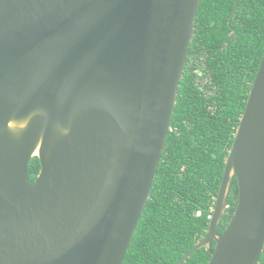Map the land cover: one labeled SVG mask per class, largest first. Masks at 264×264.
<instances>
[{
  "label": "water",
  "instance_id": "1",
  "mask_svg": "<svg viewBox=\"0 0 264 264\" xmlns=\"http://www.w3.org/2000/svg\"><path fill=\"white\" fill-rule=\"evenodd\" d=\"M200 3L0 0V264L124 263ZM235 177L238 203L220 232ZM202 247L208 264H258L264 251V54L206 233L176 264Z\"/></svg>",
  "mask_w": 264,
  "mask_h": 264
},
{
  "label": "trees",
  "instance_id": "2",
  "mask_svg": "<svg viewBox=\"0 0 264 264\" xmlns=\"http://www.w3.org/2000/svg\"><path fill=\"white\" fill-rule=\"evenodd\" d=\"M190 52L152 193L123 264H176L205 235L264 54V0H201ZM40 168L38 157L30 160L32 181ZM238 195L235 177L218 231L227 227ZM210 258L202 247L183 264Z\"/></svg>",
  "mask_w": 264,
  "mask_h": 264
}]
</instances>
